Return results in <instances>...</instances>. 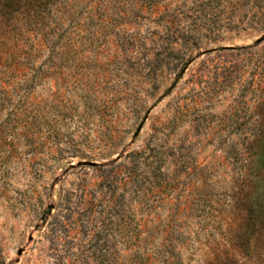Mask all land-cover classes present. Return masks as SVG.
Here are the masks:
<instances>
[{"label":"rangeland","instance_id":"rangeland-1","mask_svg":"<svg viewBox=\"0 0 264 264\" xmlns=\"http://www.w3.org/2000/svg\"><path fill=\"white\" fill-rule=\"evenodd\" d=\"M22 1L0 264H264V0Z\"/></svg>","mask_w":264,"mask_h":264},{"label":"trees","instance_id":"trees-1","mask_svg":"<svg viewBox=\"0 0 264 264\" xmlns=\"http://www.w3.org/2000/svg\"><path fill=\"white\" fill-rule=\"evenodd\" d=\"M43 1L41 2V4L43 3ZM0 3H1V9H5L9 6H14V4L20 6L25 2H23L22 0H0ZM263 145H264V138H263ZM143 260H144V264H149V257L144 256Z\"/></svg>","mask_w":264,"mask_h":264},{"label":"water","instance_id":"water-1","mask_svg":"<svg viewBox=\"0 0 264 264\" xmlns=\"http://www.w3.org/2000/svg\"><path fill=\"white\" fill-rule=\"evenodd\" d=\"M259 43L264 41V35L261 36L258 40H257ZM79 165H90V166H93L96 164V162H93V161H87V160H82L78 163Z\"/></svg>","mask_w":264,"mask_h":264}]
</instances>
